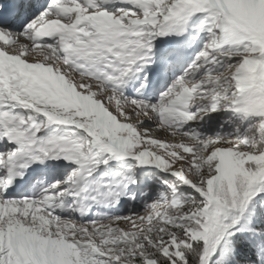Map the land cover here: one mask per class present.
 <instances>
[{
	"label": "rangeland",
	"instance_id": "374dc122",
	"mask_svg": "<svg viewBox=\"0 0 264 264\" xmlns=\"http://www.w3.org/2000/svg\"><path fill=\"white\" fill-rule=\"evenodd\" d=\"M105 1L37 0L38 8H18L17 24L0 37L8 53L50 70L28 91L10 90L26 102L31 95L42 98L40 115H33L34 107L20 110L15 128L38 125L49 145L73 155L71 161L62 157L56 173L39 172L44 187L35 196L0 192V264H101L170 214L175 199L166 181L202 192L196 182L214 172L234 191L240 170L235 156L249 148L240 128L229 122L213 126L215 117L254 118L264 130V0H205V8L169 40L158 36L157 27L175 0ZM59 12L70 24L90 17L81 34L89 38L91 32L95 44L84 63L68 61L55 41L30 40L35 26ZM131 64L137 74L127 91L125 70ZM144 83L147 94L136 95L133 90ZM89 134L108 140L125 158L103 154ZM16 147H0V190L4 160ZM128 172L136 181L124 182L130 184L124 191L120 182ZM150 173L162 190L142 199ZM76 178L84 193L74 198ZM263 190L264 171L247 188L242 206L214 207V225H237ZM80 199L92 203L88 215L81 214Z\"/></svg>",
	"mask_w": 264,
	"mask_h": 264
},
{
	"label": "trees",
	"instance_id": "16d2710c",
	"mask_svg": "<svg viewBox=\"0 0 264 264\" xmlns=\"http://www.w3.org/2000/svg\"><path fill=\"white\" fill-rule=\"evenodd\" d=\"M253 43L260 50L257 43ZM258 121L242 116L233 119L224 113L214 118L213 126L229 122L237 129L240 128L243 133L241 142L249 148L235 156L240 170L234 180V191L214 172L202 175L196 182V186L222 211L242 206L245 197L250 195L247 188L264 171V130ZM255 125L257 130H254ZM253 155L260 156V159H251ZM130 173L121 179L123 190L130 185L124 182L136 181ZM147 175L151 179V186L139 193L142 199L152 197L157 190H162L155 188L159 182L157 176L151 173ZM165 185L171 187L170 194L175 199L170 214L146 233L139 234L128 245L111 253L112 257L103 259L101 264H203L208 239L209 203L194 190L180 188L178 182L168 180ZM221 197H225V203ZM208 264H264V190L252 201V208L240 217L239 223L223 234Z\"/></svg>",
	"mask_w": 264,
	"mask_h": 264
},
{
	"label": "bare ground",
	"instance_id": "6f19581e",
	"mask_svg": "<svg viewBox=\"0 0 264 264\" xmlns=\"http://www.w3.org/2000/svg\"><path fill=\"white\" fill-rule=\"evenodd\" d=\"M35 1L36 0H29V3L33 4L35 3ZM105 2L110 3L109 0ZM205 2H206L205 0H175L167 10L168 17L166 21L157 27L158 36H160V34L167 29L166 28L167 25L172 23L174 20L176 21L177 13H181V14L183 13V16L181 17L180 20V24L177 27V30L181 29L182 26L185 25L187 18H189V16L192 13L196 11H201L205 8V6L207 5L206 4L207 2L206 3ZM29 5L30 4H28V6ZM26 6H23V8H26ZM22 11H24V9H22ZM58 18L62 21H65L64 13L59 12ZM89 22H90V17H78L71 24L69 23L70 29L68 33L60 36L55 41V43L58 46L57 48L61 52H63V54L68 59V61H72L74 63H79V64L84 63L82 61L86 59L85 55L87 54L86 56H88V52L93 49L92 46L93 44H95L94 43L95 39L93 38L95 35H92L91 32L89 31H88V33H90L89 38L84 37L81 34L83 31L87 30L86 28H88L87 26ZM229 23L234 25L232 21H230ZM11 24L13 26L16 25L14 23ZM177 35L178 37L181 36L179 32L178 34H176V36ZM0 37H3L1 32H0ZM30 40L33 43H38L41 45L48 44L45 41H39L34 36L33 33H31L30 35ZM83 50L85 52H83ZM125 72L127 73V76L124 77V80L127 83L126 90L132 91L130 84L135 82L136 75L134 76L133 81H132L133 76L130 78V75H132L135 72V64L129 65L126 68ZM47 75H50V70L47 67L26 64L22 58L16 56L15 54L8 53L5 47L0 43V80L2 83L5 84L6 91L12 90L14 92H19V93L26 92L30 89V86L33 85L34 83L39 84L37 77L40 76L43 78L44 76ZM153 77L156 78L157 76H153ZM147 84L148 83H144L140 90L137 91L133 90V92L136 95L147 94L145 91V87ZM29 98H31L30 101L26 102L24 100L25 98L23 99L20 96H16L15 94L14 95L10 94L9 96H7V102H9L10 106L17 107L16 111H14L13 118L16 119L15 115L20 110L27 108L29 109V107L30 108L34 107V109H31L34 116L40 115V112L38 110L39 104L37 105V101H42V98L33 95H31ZM48 111L50 114H52L53 110L51 111L50 109H48ZM14 125L15 124H13L12 129L14 131H17V135L19 137L17 141L18 149L15 148V150L8 156V158L4 160L3 165L6 168V170L15 167L17 162H19L22 164H31L32 166H36L39 170L48 169L47 171H52L53 173H56L57 169H59L60 166L59 162H61L62 157L67 161L72 160L71 158L73 157V155L69 150L65 148H61L56 145L52 146L48 144L47 138L43 135L42 128L39 127L38 125H32V123L29 122L27 123L28 126L30 125L29 128L28 126L26 128L25 126L26 124L23 127L20 125L19 127L20 130L16 129ZM100 139L97 140V144L101 148L103 154L108 155L111 159H113L115 157V154L109 148L108 146L109 142H107V140L102 141ZM58 163L59 165H57ZM43 183H44L43 179L38 178L37 181L32 182L31 186L26 190V192H22L21 194H28L35 196L44 187V185L42 186ZM73 183L79 184V179L78 178L74 179ZM0 192L2 194H7L6 193L7 190H5L4 188L1 189ZM91 210H92L91 205L89 203H86L85 208L82 210L81 214L83 215L87 214L91 212ZM212 214L213 211L211 212V218L208 228L209 231H208V239H207L206 257L211 251V249H213L215 245L217 246L219 234L222 229V228L221 229L217 228L214 225Z\"/></svg>",
	"mask_w": 264,
	"mask_h": 264
},
{
	"label": "water",
	"instance_id": "95a60500",
	"mask_svg": "<svg viewBox=\"0 0 264 264\" xmlns=\"http://www.w3.org/2000/svg\"><path fill=\"white\" fill-rule=\"evenodd\" d=\"M193 188H194V187H193ZM194 191H195L196 193H198V194H199L204 200H206V201L209 203V209H208V211H207V220H208V222H207V226H208V228H209V223H210V218H211V212H212V210H213V208H214V204L212 203V201L209 199L208 196H206L204 193L200 192L198 189L194 188ZM231 228H232V226H231V227L224 228V229L221 230V232H220V234H219L218 243L221 241L222 236H223V233H224L225 231L231 229ZM208 231H209V229H208ZM217 245H218V244H217ZM216 248H217V246L215 245V246L213 247V249H211V251L209 252L208 257H207V258H208V259H207L208 261H209V259H210L211 257H213V256L215 255Z\"/></svg>",
	"mask_w": 264,
	"mask_h": 264
}]
</instances>
